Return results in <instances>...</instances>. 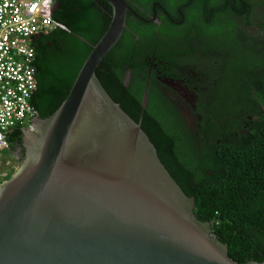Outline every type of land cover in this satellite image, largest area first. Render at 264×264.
Returning <instances> with one entry per match:
<instances>
[{
	"label": "water",
	"instance_id": "95a60500",
	"mask_svg": "<svg viewBox=\"0 0 264 264\" xmlns=\"http://www.w3.org/2000/svg\"><path fill=\"white\" fill-rule=\"evenodd\" d=\"M106 1L110 25L68 97L48 118L37 115L34 131L24 129L26 158L0 179V264H240L197 219L195 198L142 122L98 78L135 14L127 0Z\"/></svg>",
	"mask_w": 264,
	"mask_h": 264
},
{
	"label": "trees",
	"instance_id": "16d2710c",
	"mask_svg": "<svg viewBox=\"0 0 264 264\" xmlns=\"http://www.w3.org/2000/svg\"><path fill=\"white\" fill-rule=\"evenodd\" d=\"M127 1L135 14L128 12L124 34L97 70L98 78L114 101L142 122L162 163L186 195L195 198L197 219L212 224L213 234L228 244L237 262L263 263L264 53L249 42L254 36L264 40V0ZM156 4L161 26L151 18ZM112 13L106 0H57L53 17L65 29L34 40L38 89L32 103L40 118L51 116L68 97ZM190 26L204 40L202 50L221 52L226 64L225 77L198 123L204 132L200 145L190 142L189 134L179 140L150 100L143 109L145 82L139 81L141 89L135 91L123 84L126 69L139 74L160 65L165 54H177L178 40L188 46ZM165 44L172 53H166ZM21 136V128L8 135V155L15 142L22 143ZM5 171L8 179L15 169Z\"/></svg>",
	"mask_w": 264,
	"mask_h": 264
},
{
	"label": "flooded vegetation",
	"instance_id": "af4514ba",
	"mask_svg": "<svg viewBox=\"0 0 264 264\" xmlns=\"http://www.w3.org/2000/svg\"><path fill=\"white\" fill-rule=\"evenodd\" d=\"M156 7L157 4L153 8L154 14L150 16L152 19L156 17V21L153 22L161 26L162 22L157 18ZM192 26L185 34L189 39L188 46H183L186 42L183 44L178 40L180 47L174 50L177 54L170 56L165 54L160 65L152 64L146 70H141L139 74L132 69H126L123 84L135 91L141 89V85L138 88L139 81L145 82L143 100L145 97L148 98L147 106L150 100L159 116L166 120L170 131L178 135L179 140H186V135L189 134L192 138L190 142L197 141L200 145L204 141L201 137L204 132H201L202 126L198 123L203 121V114L207 113L205 107L211 98H214L218 86L225 77L226 64L221 52L208 55L202 50L205 47L204 40H199ZM191 27L193 29H190ZM165 49L166 53H172L167 44ZM199 60L205 65H201ZM184 129L188 132L185 133ZM26 131L22 129V143L15 142L13 150L10 151V156L18 165L26 158L24 144L29 135ZM11 163L8 161V164Z\"/></svg>",
	"mask_w": 264,
	"mask_h": 264
},
{
	"label": "built area",
	"instance_id": "2783aa9c",
	"mask_svg": "<svg viewBox=\"0 0 264 264\" xmlns=\"http://www.w3.org/2000/svg\"><path fill=\"white\" fill-rule=\"evenodd\" d=\"M57 0H0V158L16 128L34 131L38 89L34 40L65 27L53 15ZM8 164V163H7ZM8 173L0 170V179Z\"/></svg>",
	"mask_w": 264,
	"mask_h": 264
},
{
	"label": "rangeland",
	"instance_id": "374dc122",
	"mask_svg": "<svg viewBox=\"0 0 264 264\" xmlns=\"http://www.w3.org/2000/svg\"><path fill=\"white\" fill-rule=\"evenodd\" d=\"M254 39L250 40V44H251V48L255 49V50H259L260 54H263L264 51L261 49L263 47L264 44V40H261V36L257 37L254 36ZM254 56V55H252ZM200 61V60H199ZM201 65H205L204 62L200 61L199 62ZM4 157L0 158V170H9L10 168H14L16 169L19 165L16 163V160H14V158L10 155H8V153L5 151L3 152ZM9 162H12L11 164H7ZM10 165V166H9Z\"/></svg>",
	"mask_w": 264,
	"mask_h": 264
}]
</instances>
